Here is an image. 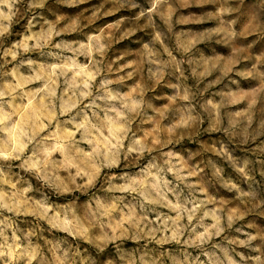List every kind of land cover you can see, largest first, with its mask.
<instances>
[{
	"label": "clouds",
	"instance_id": "obj_1",
	"mask_svg": "<svg viewBox=\"0 0 264 264\" xmlns=\"http://www.w3.org/2000/svg\"><path fill=\"white\" fill-rule=\"evenodd\" d=\"M0 264H264V0H0Z\"/></svg>",
	"mask_w": 264,
	"mask_h": 264
},
{
	"label": "rangeland",
	"instance_id": "obj_2",
	"mask_svg": "<svg viewBox=\"0 0 264 264\" xmlns=\"http://www.w3.org/2000/svg\"><path fill=\"white\" fill-rule=\"evenodd\" d=\"M91 3L92 4H96L97 6H99L101 3H103V0H91ZM110 5H105L104 6V8L102 9V12H107V11H109V9H110ZM85 16H89L90 15V12H88V13H85L84 14ZM119 15H121V12H117V11H113L112 12V14L110 15V16H108V17H103L102 16V18H101V23H109V22H111V21H113V20H115V19H117L118 17H119ZM84 23H88V21L87 20H84ZM114 35H115V37L118 39L119 38V33L117 32V33H114ZM114 47H119L121 50H125L124 49V44L123 43H121V44H119V45H114Z\"/></svg>",
	"mask_w": 264,
	"mask_h": 264
}]
</instances>
